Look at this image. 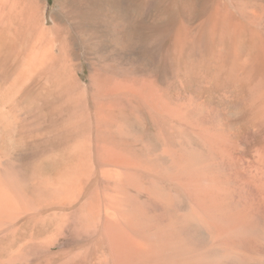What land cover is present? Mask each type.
<instances>
[{
  "label": "bare ground",
  "instance_id": "6f19581e",
  "mask_svg": "<svg viewBox=\"0 0 264 264\" xmlns=\"http://www.w3.org/2000/svg\"><path fill=\"white\" fill-rule=\"evenodd\" d=\"M210 2L55 0L83 79L0 0V264H264V0Z\"/></svg>",
  "mask_w": 264,
  "mask_h": 264
},
{
  "label": "rangeland",
  "instance_id": "374dc122",
  "mask_svg": "<svg viewBox=\"0 0 264 264\" xmlns=\"http://www.w3.org/2000/svg\"><path fill=\"white\" fill-rule=\"evenodd\" d=\"M132 3L142 4V3H153L155 6L158 5H167L170 2L172 3L175 0H127ZM217 0H211V6L216 2ZM210 6V8H211ZM47 9H48V15L47 20L49 24L52 21V18L57 19L62 22L63 27H66L67 30H70L71 35H73L74 40H76V45L74 50L76 51V56L80 64V74L83 76V79H86L88 76V66L92 62V60H95L96 57L93 56V54L88 50L87 46H85L84 42L82 41V38L80 35L74 30V21L72 19V16L65 10L60 9L56 3L55 0H47ZM148 12H145L142 16L145 18L147 17ZM146 36L150 35L149 31H145ZM144 33V34H145ZM78 53V54H77Z\"/></svg>",
  "mask_w": 264,
  "mask_h": 264
}]
</instances>
